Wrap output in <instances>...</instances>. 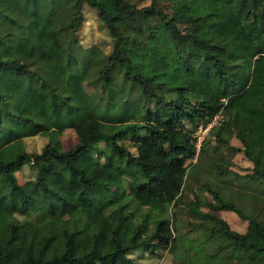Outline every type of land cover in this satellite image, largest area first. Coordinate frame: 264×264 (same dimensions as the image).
I'll return each instance as SVG.
<instances>
[{
    "label": "trees",
    "instance_id": "obj_1",
    "mask_svg": "<svg viewBox=\"0 0 264 264\" xmlns=\"http://www.w3.org/2000/svg\"><path fill=\"white\" fill-rule=\"evenodd\" d=\"M83 3L107 51L79 42ZM88 119L94 132L61 148L62 129ZM251 129L264 130V0H0V264H139L130 251L174 249L178 205L204 237L177 263L264 264V198L244 210L215 160L222 146L247 154L227 137L244 143ZM35 133L46 139L30 153ZM23 161L33 172L19 182ZM197 169L210 199L182 197ZM240 175L264 191L263 169ZM216 209L244 218V232Z\"/></svg>",
    "mask_w": 264,
    "mask_h": 264
},
{
    "label": "rangeland",
    "instance_id": "obj_2",
    "mask_svg": "<svg viewBox=\"0 0 264 264\" xmlns=\"http://www.w3.org/2000/svg\"><path fill=\"white\" fill-rule=\"evenodd\" d=\"M134 4L141 5L149 2V0H133ZM81 22L77 28L76 35L81 45H88L90 43L98 44L102 47L104 51H107L111 45V37L103 24V22L96 16L95 10L86 3L81 5ZM89 90V87L86 86ZM219 114L214 115L213 120L217 118ZM95 120V119H94ZM212 121V120H211ZM210 121V122H211ZM95 121L85 120L76 127H65L62 129L59 139L61 148H66L75 142L79 137H84L92 132H94L93 124ZM207 128L200 132L201 138L205 136ZM208 136V134L206 135ZM46 137L35 133L32 135H27L23 137L25 149L30 153H36L41 144L45 141ZM201 140V139H200ZM126 141V139H124ZM227 141L233 145L239 146L247 151L244 154L242 150L238 149L234 152H230L229 148L222 146L221 155L215 159L217 162H221L228 170L226 174L221 175L219 178H230V182L227 181L223 183L224 192L229 193L235 202H239L244 210L249 209V207H254L257 209L255 201L257 199L263 200L264 191L262 192L258 186L249 180H245L241 173L249 171L252 166L259 167L264 170V130L261 129H251L244 132V143H241L236 137L230 135L227 137ZM200 142V141H199ZM196 143V139H195ZM102 142H100V145ZM133 150V147L129 146ZM233 171L236 174H233ZM32 168L27 161H23L21 168L15 171L17 181L21 182L23 179L30 177L32 175ZM205 174L199 169L190 172L185 177V182L182 187V197L184 199H191L194 193L202 199L209 198L210 195L206 190H200V184L204 182V178L201 175ZM206 175V174H205ZM204 175V176H205ZM130 179L127 174L123 175L122 182L120 184L113 185L110 189V194L113 197L122 196L125 192L124 184ZM214 181V179H212ZM222 182V181H221ZM242 196L239 201V197ZM125 205L128 209H136V214L139 210H142L144 206H139L134 200H131L127 196L124 197ZM200 208L206 209L205 205H200ZM111 212L116 213V208L112 209ZM215 214L223 218L230 228L235 229L239 232H244L246 227V220L239 217L234 211L229 209H216L213 211ZM262 213H264V206L262 207ZM176 238L174 249L171 251L169 249L156 250L155 253L150 254L146 250L134 249L129 252V256L136 260L139 264H179L176 254L181 252L183 248H187L186 254L194 253L195 249L198 247L199 242L204 237L203 230L191 226L189 221L193 219L188 215L183 205H178L176 207ZM213 243L216 242L214 237H210ZM226 253H229V247L226 246ZM206 251H210V248H205ZM235 255H232L231 261H235ZM199 264H204V261H199Z\"/></svg>",
    "mask_w": 264,
    "mask_h": 264
},
{
    "label": "built area",
    "instance_id": "obj_3",
    "mask_svg": "<svg viewBox=\"0 0 264 264\" xmlns=\"http://www.w3.org/2000/svg\"><path fill=\"white\" fill-rule=\"evenodd\" d=\"M212 122V121H211ZM211 122H208L207 124H205L204 126H198L195 130H194V132H193V135H194V137H195V139H196V143H195V147H196V149H197V147H198V144H199V141H200V139H201V134L199 135V133L200 132H203L202 130H204L205 128H208L209 127V125L211 124Z\"/></svg>",
    "mask_w": 264,
    "mask_h": 264
},
{
    "label": "crops",
    "instance_id": "obj_4",
    "mask_svg": "<svg viewBox=\"0 0 264 264\" xmlns=\"http://www.w3.org/2000/svg\"><path fill=\"white\" fill-rule=\"evenodd\" d=\"M89 121H95L94 124H93V129L95 128V124H96V120L94 119H89Z\"/></svg>",
    "mask_w": 264,
    "mask_h": 264
}]
</instances>
